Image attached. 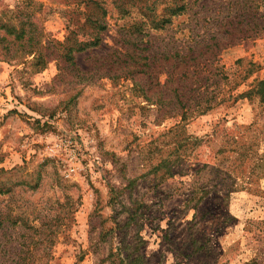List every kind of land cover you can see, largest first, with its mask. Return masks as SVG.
I'll return each mask as SVG.
<instances>
[{
  "label": "rangeland",
  "instance_id": "obj_1",
  "mask_svg": "<svg viewBox=\"0 0 264 264\" xmlns=\"http://www.w3.org/2000/svg\"><path fill=\"white\" fill-rule=\"evenodd\" d=\"M82 1L0 0V264H264L263 1L143 35L173 0H108L77 52ZM189 50L213 102L162 116L156 74Z\"/></svg>",
  "mask_w": 264,
  "mask_h": 264
},
{
  "label": "trees",
  "instance_id": "obj_2",
  "mask_svg": "<svg viewBox=\"0 0 264 264\" xmlns=\"http://www.w3.org/2000/svg\"><path fill=\"white\" fill-rule=\"evenodd\" d=\"M108 0H83V4L87 10H90V6H94L96 9V13L88 22L92 25V31L96 33L95 38L90 41L80 42L78 43L76 50L77 52H83L91 47H98L102 41L99 37V34L102 31L107 29V22L105 19L108 16L107 2ZM114 6L117 4L118 7L124 3L123 0H110ZM263 7H264V0ZM200 1L197 0H173L168 1L166 3L167 7L164 9V16L159 17L157 15L154 16V20L150 22L139 20L134 28L137 32L145 33L148 31H159L163 30L167 25L173 24V18H179L181 16H187L189 13L193 12V8H196ZM89 8V9H88ZM116 8V7H115ZM125 8V12L128 10ZM197 14V13H195ZM199 14V13H198ZM168 16V17H167ZM143 17L147 16L143 14ZM167 17V18H166ZM24 36V35H23ZM24 38V37H23ZM193 50H189L188 52H182V54L178 55L179 61L176 64H172L171 66H164V68L156 74V85L157 88L160 89V92H164L167 99L165 101V105H172L177 107L176 113L164 112L161 113L162 116H180L182 119H186L187 117L193 115L198 111V108L201 107L202 103H211L213 100H208L205 98L207 95H211L210 86L212 82L216 80H211L209 75H206L205 66L200 68V65L191 64L190 54ZM217 54H214V57L217 58ZM214 62V61H213ZM137 64H134V68L137 69ZM135 77H137L138 81L145 79L151 75V73L145 72L143 76L138 75V69L135 70ZM215 77L219 76V71L216 68L215 72H212ZM139 77V78H138ZM162 77H165L162 80ZM136 79V78H135ZM198 84V86H196ZM204 90V91H201ZM202 92V93H201ZM213 92V91H212ZM258 92L264 98V81L258 85ZM209 101V102H208ZM193 106L195 108H193ZM211 106H207L206 110H209ZM197 109V110H196ZM199 112V111H198ZM206 112V111H201ZM200 112V113H201Z\"/></svg>",
  "mask_w": 264,
  "mask_h": 264
}]
</instances>
